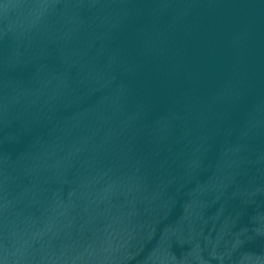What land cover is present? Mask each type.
<instances>
[{
	"label": "water",
	"instance_id": "water-1",
	"mask_svg": "<svg viewBox=\"0 0 264 264\" xmlns=\"http://www.w3.org/2000/svg\"><path fill=\"white\" fill-rule=\"evenodd\" d=\"M0 264H264V0H0Z\"/></svg>",
	"mask_w": 264,
	"mask_h": 264
}]
</instances>
